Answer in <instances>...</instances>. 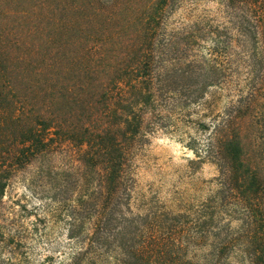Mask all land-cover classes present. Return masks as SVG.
<instances>
[{"label": "trees", "instance_id": "1", "mask_svg": "<svg viewBox=\"0 0 264 264\" xmlns=\"http://www.w3.org/2000/svg\"><path fill=\"white\" fill-rule=\"evenodd\" d=\"M191 107L212 192L135 212L140 153ZM32 168L69 219L57 264H264V0H0V264H29L3 198Z\"/></svg>", "mask_w": 264, "mask_h": 264}, {"label": "rangeland", "instance_id": "2", "mask_svg": "<svg viewBox=\"0 0 264 264\" xmlns=\"http://www.w3.org/2000/svg\"><path fill=\"white\" fill-rule=\"evenodd\" d=\"M211 93L208 101L214 99V109L225 106L223 95ZM177 113L157 131L136 161L137 188L132 202L135 212L140 211L137 208L143 198L147 203L156 202L174 211H185L193 219L201 202L214 188L217 170L212 164L205 163L196 170L189 165V160L195 159L190 144L194 148L206 144L207 135L197 124L210 121L209 111L191 107ZM64 161L58 159L55 163L61 165ZM49 182L38 180L32 168L11 180L3 198L5 209L27 235L25 250L30 257L29 264H41L45 256H52L50 264H57L73 252L74 244L66 240L67 213L58 201L52 200L56 193L50 189ZM52 184L54 187V182Z\"/></svg>", "mask_w": 264, "mask_h": 264}]
</instances>
